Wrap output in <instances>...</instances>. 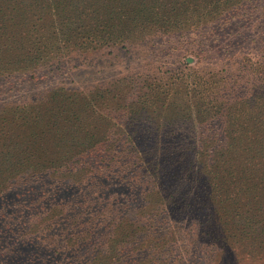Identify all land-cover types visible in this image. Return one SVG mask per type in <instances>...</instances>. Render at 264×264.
Returning a JSON list of instances; mask_svg holds the SVG:
<instances>
[{"label":"rangeland","instance_id":"1","mask_svg":"<svg viewBox=\"0 0 264 264\" xmlns=\"http://www.w3.org/2000/svg\"><path fill=\"white\" fill-rule=\"evenodd\" d=\"M212 1L161 3V12L174 16L180 11L181 19L166 25L140 23L127 40L109 47L67 49L55 54L58 59H51V67L0 75V110L23 109L61 88L63 102L70 94L88 96L106 123L116 115L111 111L119 101L141 89L137 94L151 100L146 114L152 113L160 127L158 133L155 124L149 129L157 142L165 136L172 142L177 137L199 140L216 160L187 173L185 197L177 200L169 217L158 214L150 230V213L156 208H143L158 207L161 199L142 198L145 185L116 186L113 178L104 179L109 171L90 172L81 156L66 159L65 170L75 184L65 179L63 185L59 170L64 168L44 153L49 147L38 145L40 134L48 140L83 134L92 127L91 118L56 123L41 133L23 120L2 122L7 113L0 118V264H264V138L263 144H253L251 132L264 124V82L259 75L264 0H232L209 11ZM48 4L0 0V20L8 25L4 31L14 29L19 35L0 36L6 44L13 42L11 61L20 54L24 33L35 28L58 32ZM56 46L64 44L58 40ZM29 115L33 119L35 112ZM51 116L64 119L58 109ZM105 129L110 138V127ZM167 145L168 140L160 144ZM154 147L152 158L159 154ZM136 197L141 204L134 203ZM128 204L131 213L120 220L119 211ZM134 207L139 208L137 216ZM113 239L125 243L118 242L109 252Z\"/></svg>","mask_w":264,"mask_h":264},{"label":"trees","instance_id":"2","mask_svg":"<svg viewBox=\"0 0 264 264\" xmlns=\"http://www.w3.org/2000/svg\"><path fill=\"white\" fill-rule=\"evenodd\" d=\"M47 1L49 8L53 12V24L58 29V32L39 33L35 28L31 31V34L24 33L26 39L19 45L18 52L20 54L16 56L14 61H11L14 54L10 53L13 42L6 44L0 40V54H3L0 56V64L6 63L2 61H9L7 64L0 65V75H9L17 71L24 72L27 69L34 70L40 66L43 68L51 67V59L57 58L56 55L65 53L67 49L68 52H71L70 50L87 52L91 45L109 47L118 41L127 40L134 27L140 23L157 24L163 22V25H166L169 20H180L182 14L176 9L174 16L161 12V3L174 5L175 0H168V2H164L163 0ZM93 1L95 4H92ZM230 1L232 0H213L207 5L206 9L212 11ZM91 5H93V8ZM90 10H92V15L89 14ZM2 15L5 18L3 13ZM193 15L194 13H191L184 17ZM3 20H0V36H7L11 32H14L18 37L19 35L14 29L8 32L4 31L8 25ZM55 20H60V23H56ZM75 21H79V24H76ZM58 40H61V43L64 44L62 48H57ZM56 61H58L57 64L60 63L59 60ZM261 63L259 75H261L260 81L264 82V61H261ZM137 82L140 83L141 80ZM130 84L133 86L135 82L133 81ZM140 90H133L119 101L111 111L116 113V115L110 117L107 123L104 122L106 121L105 117L96 113L95 108L91 105V100L85 94L69 93L68 97L70 98L68 101L71 100V103L72 101L75 102L71 104L74 107L68 109L71 105L68 101L63 102L61 94L63 90L61 88L47 91L40 100L30 102L23 109L13 107V110H0V118L8 113L7 118L2 122H11L13 124L16 121L23 120L26 121V125L36 126L37 132L41 133L49 127L55 126L56 123H74L77 120L85 122L91 118L93 120L92 127H89L83 134H71L67 136L68 140H62V135H56V137L60 138L59 140H48L40 134L38 145H42L45 148L49 147L44 153H51L50 159L58 160L59 168H64L63 171L59 170L63 185H66V181L67 184H75L69 181L73 174L65 170L66 159L78 158L80 156L83 162L90 168V172L109 171L110 175L104 179L113 178V181L117 182L116 186L130 187L132 184L134 185L133 187L137 185L144 187L145 185L142 198L158 196L161 199L158 207L150 205L148 208H143L145 211L156 208L150 213V217H152L149 221L151 222L150 230H153L157 215L159 214L163 218H166L165 216L169 217L167 214L173 209V205H175L177 200L185 197L184 189H186V182L190 181L187 173H191L193 168H198L203 163L212 162V164H215L216 160L212 156L213 153L209 152V146L203 144L202 141L199 143V140H182L177 137L172 142L170 140L173 139L165 136L160 137L157 142L149 133L150 126H154L155 124L152 113L146 114V109L149 108H146L145 105L151 100L146 98L145 94H137ZM138 100H141V107L138 105ZM57 109L64 115V119L61 121H58V117L53 118L51 116L53 111ZM34 112L35 115H31L34 116L32 119L28 114ZM184 115L189 114L184 113ZM182 118H187V116H182ZM173 125L174 123H169L167 126L172 127ZM106 126H109L111 129L110 138H108ZM155 126L158 133L160 127L156 124ZM181 129L183 130V128ZM181 129L179 128V130ZM253 131H251L255 135L253 144H263L264 124L261 125L260 130L254 129ZM68 132L70 133L71 131L69 130ZM49 134L53 135V133ZM32 138L35 139L34 137ZM36 138H38V135H36ZM64 138H66V135ZM165 139L168 140V145L166 147L160 146L162 141H166ZM156 142L157 144L154 147V143ZM174 143H180L181 145L177 144V146H174ZM117 145H120V148L115 149ZM153 147L159 153L154 158L150 157ZM55 149L57 151H54ZM37 164L41 165L42 163ZM19 171L21 172L22 169ZM42 172L43 170L40 173ZM183 174L184 179L180 177ZM12 177L14 178L15 176H11L10 178ZM88 179L90 180L87 177L86 180ZM179 181L181 186L185 185L183 189L179 188ZM10 185L11 182L7 179V187ZM134 201L135 204H141L140 197H136ZM129 203L131 204V202ZM146 204L151 203L146 202ZM130 207L131 205H126L121 208L122 212L119 211V213L122 215V218L120 220L130 215ZM133 210V216H137L136 212L139 211V208L135 210L134 207ZM194 210L195 207H190V213H196ZM114 239L108 247L109 252L114 251L117 244L121 242L125 243V241L119 242V240L115 241Z\"/></svg>","mask_w":264,"mask_h":264}]
</instances>
